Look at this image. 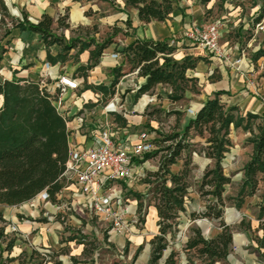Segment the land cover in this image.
<instances>
[{"label": "trees", "instance_id": "trees-1", "mask_svg": "<svg viewBox=\"0 0 264 264\" xmlns=\"http://www.w3.org/2000/svg\"><path fill=\"white\" fill-rule=\"evenodd\" d=\"M71 1L73 3L101 1L113 6L117 0ZM120 1L124 3V9L136 10L137 19L144 25L166 22L170 20L173 12L172 0ZM210 1L201 0V3L207 5ZM96 13L88 10L84 15L90 17ZM20 15V18L13 17L4 0H0V61L6 51L2 42L11 30L19 29L40 35L46 48L52 45L59 47V52L54 57L47 52V62L52 65L64 64L69 59L77 62L81 53L89 51L88 65L79 67L76 71L85 77V73L98 64L104 50L116 43L114 38L118 34L127 35L121 29L113 27L112 34L101 43L93 39L88 42H80L78 39L67 41L64 37L53 35L54 21L49 16L42 15L38 22L32 23L24 11L20 12ZM126 24L130 25L129 19ZM63 27L68 26L65 24ZM92 46L93 49L90 50ZM72 50H77L76 54L69 56ZM175 50L167 40L135 38L127 46L116 50L122 57V64L114 69V78L110 86L108 88L101 86L97 90L105 97L114 95L115 87L125 75L123 68L129 65V73L137 70L138 77L144 80V84L138 87L133 96V103L143 95L152 94L159 85L170 88L171 93L167 98L171 103L182 101L185 91L197 94V80L186 76L188 71L196 68L197 59L186 56L182 61H176L172 57ZM260 57H264V50L259 51L255 59ZM223 94L216 92L213 98L208 99L184 126L181 134H171L163 140L152 141L156 150L144 158L149 159L161 154L157 171L146 173L143 180L149 187L148 194L151 196L145 207L142 204V196H136L138 214L140 215L143 208L153 207L158 219L157 235L149 242L150 256L146 264H159L167 249V236L172 238L175 236L180 214L185 212L191 156L196 153L189 144L190 134L203 139L205 146L201 149V154L212 162V166L207 168L202 176L200 195L213 199L206 202L204 212L192 213L191 219L216 221L219 232L213 237L205 238L199 227L192 228L191 236L184 248L187 264H226L232 250V229L223 219L224 187L230 183V179L224 174L222 165L231 148L232 128H242L244 132L249 133L251 135L249 143L252 146L250 160L242 170L244 180L238 193L241 202L237 204L240 206L243 198L253 197L259 183L264 182V121L253 114H246L243 117L238 113L235 117L234 113L238 112V109L227 107L220 98ZM52 99V94L45 87H40V81H8L0 77V205L19 207L43 193L47 194V202L50 204L60 203L58 196L64 188L63 173L68 160L69 132L64 119L52 104ZM174 115L178 121L181 114L175 112ZM256 121L258 123L255 124ZM165 143L168 146L161 147ZM178 161H182V167L174 173L171 168ZM257 209L256 231L261 232V236L256 238V245L260 251V260L264 264V197L257 204ZM0 223H5L1 213ZM240 225H243V222ZM247 229L251 230L250 225ZM0 241L5 243L4 251L7 254L3 264L16 260L19 264H25L20 257L10 258L15 240H8L4 226H0ZM84 251L85 256L87 252ZM139 251L135 253L133 260H136ZM192 251H195L193 258L189 256ZM64 253L60 250L47 255L51 260L55 259L52 264H61L56 258ZM45 257L46 254H41L33 248L27 263L31 264L34 259H41L36 264H43ZM176 257V252L171 251L162 264H177ZM70 262L80 263L74 257H70ZM84 263L93 264L86 260Z\"/></svg>", "mask_w": 264, "mask_h": 264}, {"label": "rangeland", "instance_id": "rangeland-1", "mask_svg": "<svg viewBox=\"0 0 264 264\" xmlns=\"http://www.w3.org/2000/svg\"><path fill=\"white\" fill-rule=\"evenodd\" d=\"M202 6L203 16L199 24L218 22L223 30V38L221 45L230 49L228 57L233 61L240 58L244 54L246 61L257 66L264 74V57L255 59L259 51L264 50V0H211L207 5L201 3V0H196ZM121 2H116V5L111 6L107 2L95 1L84 5L86 11L92 10L97 13L91 17H87L84 26H78L75 33L80 39L88 42L91 39L97 43L105 41L111 34L113 27L112 17L122 16ZM10 12V11H9ZM20 10L18 11L19 18ZM12 15V13H10ZM68 10L63 12L58 20L59 28L65 25L69 18ZM13 16V15H12ZM14 17V16H13ZM16 18V17H15ZM116 27V26H115ZM125 28V26L123 27ZM80 38V39H79ZM115 48L118 46L125 47L123 34H118L116 37ZM187 38L186 36L181 39ZM190 44V43H189ZM193 46V45H192ZM193 48H195L193 46ZM173 59L182 61L186 57V49L184 45L175 48ZM197 56L198 51H194ZM209 55V54H208ZM227 65V64H226ZM125 75L120 79L117 86V96L119 104L123 105L127 102L128 110H132L133 96L139 87L141 78L137 75V70L129 73L130 66L124 68ZM199 73V72H198ZM191 72H187L186 76L190 77ZM163 88L169 89L168 86L158 88V94H162L167 98L168 94ZM199 86L197 85V89ZM129 94V96H127ZM156 90L152 94H146L158 98ZM142 97V96H141ZM140 97V98H141ZM160 98V97H159ZM1 104V101H0ZM165 103L166 110L163 111L157 108L161 105L148 107L146 114L148 119L145 122V131L148 140L157 142L163 140L171 134H181L184 128L182 115L179 120H176V115L173 106ZM183 108L185 104L180 102ZM167 112H170L167 114ZM131 115L134 113L129 112ZM238 116V112L234 113ZM258 121L255 122V124ZM254 132H256L253 126ZM189 144L191 149L196 153L191 156V165L189 167L188 177V195L185 199V212L180 214L179 226L175 236H167V249L163 253L162 260L169 255L171 251L176 252L177 264H187L186 253H184L185 243L191 236L192 228L200 227L204 237L209 238L215 236L219 232L218 223L206 219H191L192 213H202L205 211L207 201H212L211 197L205 198L200 195V185L202 176L205 170L212 166V162L204 158L201 154V149L205 144L203 139L190 134ZM251 135L244 132L242 128H232L230 133L231 148L223 160L224 174L230 179V183L224 187V213L223 219L232 229L233 245L226 264H262L260 260V251L256 245V238L261 236V232H257L258 214L257 204L264 197V182L259 183L258 190L253 197L243 198V202L239 206L238 193L242 186L244 175L243 167L248 163L252 155V146L249 143ZM168 146L167 143L161 147ZM160 147V145H159ZM160 156H154L143 161L135 162L134 177L128 181H118L113 185V189L106 194H110L111 202L108 212L105 210L90 211L85 207L76 206L71 211H64V214L59 212L54 205L37 198L21 207L16 208L19 219L31 221L34 217L38 223L50 222L51 226L56 228L53 230L60 233V244H64L61 249H45L34 244L31 234L19 231L16 224H13L11 219L15 216L14 209L6 206H0V213L5 218V223H0L4 226L6 237L14 239L13 256L29 246L36 248L37 252L46 254L43 264H52L55 260H51L45 252H79L85 250L87 252L82 259L92 262L93 264H146L150 256L149 242L157 235V216L153 207L143 208L140 215L137 212L136 196H142V204L148 203L151 197L148 194L149 187L143 183L146 173L156 172L159 166ZM182 167V161H178L171 171L176 173ZM207 190V189H205ZM34 211L38 213L35 214ZM48 219L50 221H48ZM243 222V225L240 223ZM118 223V226L114 224ZM251 230L247 229V226ZM57 230V231H56ZM84 244V245H82ZM5 243L0 241V264L5 262L7 254L4 251ZM47 250V251H46ZM140 250L136 260H133L135 253ZM195 251L189 253L190 257H194ZM18 257L27 263L26 257L20 254ZM57 260V259H56ZM41 259H34L31 264L40 262Z\"/></svg>", "mask_w": 264, "mask_h": 264}, {"label": "crops", "instance_id": "crops-1", "mask_svg": "<svg viewBox=\"0 0 264 264\" xmlns=\"http://www.w3.org/2000/svg\"><path fill=\"white\" fill-rule=\"evenodd\" d=\"M118 1L121 2V9L123 10L121 14L124 15L125 19L122 16H114L111 20L112 24L108 25L112 27L116 26L123 33L127 34L124 35L123 45L127 46L135 38L153 41L167 40L168 44L174 48L184 45L187 47L186 56L197 59L196 68L188 72L192 73L190 77L197 80V85L199 86L197 89L198 93L193 94L185 91L184 99L180 101L185 104L183 108L180 102L171 103L168 98L163 99L165 96L158 94V88L163 86L159 85L155 90L160 98H155L153 95H143L135 103H132L131 111L128 110L127 102H124L122 105L124 109L122 115L106 114L104 106L114 95H117L116 88L118 85L114 89V95L109 97H105L97 88L101 86L108 88L114 78V69L122 64L121 56L117 61L110 58V54L117 53L116 50L122 49V46L115 48V44L104 50L98 64L89 69L84 77L81 75V72L76 71L79 67H86L88 65L89 51L81 53L78 56L77 62L74 59H69L64 64L57 63L52 65L47 62V52L53 57L56 56L59 52L57 45L46 48L40 35L13 29L2 42L6 51L0 61V77L8 81L28 80L39 82L41 81L40 76L42 72L46 71L45 64L48 63L51 68L47 72L51 76L47 77L44 81L45 88L50 93L55 91L54 83L60 76H72L76 78L80 84V89L77 92H68L65 97L64 106L67 108L71 119L78 112L85 113L86 122L80 130L75 131L77 128L75 121L68 125L71 130L70 139L84 146L90 145L91 135L96 122H109L112 120L115 121L117 126L126 130V136L131 142H137L138 136L145 131V122L149 118L146 114L148 107L161 105L157 108L165 111L166 102L182 115V118L185 119L182 120V123L186 126L188 121L194 117L187 114V109L197 112L208 99L213 98L216 92H223L224 94L220 97L221 101L227 107H236L241 116L253 114L264 121V74L262 70H259L257 66L245 60L242 71H237L233 63L226 65L222 60L212 58L207 53L193 48L192 43L187 38L179 40L185 37V34L191 30L193 25L200 23L199 21L203 13L199 2L196 0H172L173 12L170 20L163 23L152 22L144 25L137 19L136 10L131 8L124 9V3L120 0L116 2ZM4 2L14 17L19 18L18 11H24L32 23L38 22L42 15L49 16L54 21L52 27L53 35L64 37L67 41L78 39V36L75 34L77 32L76 28L87 25V17L84 15L86 10L83 7L89 3H73L71 0H4ZM65 10L69 12V18L65 22L68 27L59 28L58 20ZM128 19L130 21L129 26L126 24ZM124 26L125 28H123ZM80 40L86 42L83 39ZM114 41H116V38H114ZM92 49L93 46L90 50ZM76 51L72 50L69 56H74ZM194 51H198V57L195 56ZM138 83L141 86L144 84V80L141 79ZM163 90L168 94L170 93V88H163ZM129 112L134 114L131 115ZM8 208H13L14 213H16L14 214L15 216L11 217L13 224L16 221L15 225L18 226L19 231L31 234L35 245L38 244L45 249L59 250L62 248L64 244H60L59 242L61 234L53 230L54 227L51 226L50 222L38 223L34 217L31 221L22 220V218L19 219L16 210L18 207ZM152 210L155 209L152 208ZM34 213L37 214L38 212L34 211ZM2 217L5 220L4 216ZM48 221L50 220L48 219ZM33 248V246L29 245L24 252H20L16 256H13V252H11L10 258H17L20 254L29 258ZM83 256L82 250H79V252H65L56 259L61 264H71L70 257H74L80 261L78 264H86L84 263V259H82ZM9 264L19 263L16 260Z\"/></svg>", "mask_w": 264, "mask_h": 264}, {"label": "built area", "instance_id": "built-area-1", "mask_svg": "<svg viewBox=\"0 0 264 264\" xmlns=\"http://www.w3.org/2000/svg\"><path fill=\"white\" fill-rule=\"evenodd\" d=\"M223 34V30L216 21L195 24L185 36L197 50L209 54L212 58L220 59L225 64L233 63L236 70L241 72L243 62L246 60L245 56L242 54L240 58L232 62L228 57L231 50L220 43ZM110 58L117 61L120 56L112 53ZM45 68L46 71L40 76L41 88L45 87L44 80L51 76L47 72L51 66L46 63ZM54 87L55 91L51 93L52 104L64 119L69 132L68 160L63 173L64 188L58 196L60 203L54 207L63 214L64 211H71L80 205L90 211L108 212L111 196L106 193L112 191L115 182L132 180L135 162L143 161L146 155L156 150V147L152 141L148 140L145 133L138 136L137 142H131L126 136V130L117 126L114 120L96 122L89 146L73 142L70 139L71 130L68 125L75 121L77 124L75 131L80 130L86 122V115L78 112L71 119L64 103L68 92L79 91L80 84L72 76H60L55 80ZM119 102L118 96L114 95L104 106L106 114L122 115L124 109ZM186 112L190 116L195 114L191 109H187ZM37 198L47 202L48 196L43 193Z\"/></svg>", "mask_w": 264, "mask_h": 264}]
</instances>
